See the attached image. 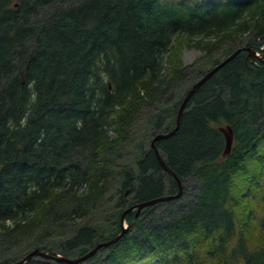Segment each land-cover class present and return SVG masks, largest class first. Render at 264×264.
I'll return each instance as SVG.
<instances>
[{"label":"trees","instance_id":"1","mask_svg":"<svg viewBox=\"0 0 264 264\" xmlns=\"http://www.w3.org/2000/svg\"><path fill=\"white\" fill-rule=\"evenodd\" d=\"M181 44L221 57L185 63ZM247 48L264 54V0H0V262L83 256L127 208L177 194L151 145L168 134L156 148L182 194L130 211L78 264H264L237 230L238 210L264 228V55Z\"/></svg>","mask_w":264,"mask_h":264},{"label":"water","instance_id":"2","mask_svg":"<svg viewBox=\"0 0 264 264\" xmlns=\"http://www.w3.org/2000/svg\"><path fill=\"white\" fill-rule=\"evenodd\" d=\"M241 50L242 49L237 50L229 58H227L226 60H224L222 63H220L216 67H214L211 70H209L208 73L204 77L200 78L195 84H193V86L188 90V92L185 95V98L183 100V103H182V105L180 107V110H179V113H178V116H177L176 127L172 131H175L179 127V125L181 123L183 112H184L185 107H186V104H187L188 100L190 99V97L199 89L200 85L203 82H205V80L208 79L214 72H216L218 67L222 66L223 63H225L227 60H229L233 55L239 53ZM247 50L250 51V55L252 57L260 58V59L262 58V57H258L259 56L258 53L256 51H253L251 48H247ZM220 129L223 131V133L225 135V138H226V149H225V151L223 153V155L225 156V155H227V154H229L231 152L233 141H234V131H233V129H232V127L230 125H227L225 127H221ZM167 135L168 134H158V135H156L153 138L151 145H152L153 148H155V152L157 153V156H158L162 166L164 167V169L167 170L176 179L177 184H178V192H177V194L171 195V196H162L160 198H156V199H153V200L145 201V202H142V203H137V204L127 208L122 213V216H121V226H122L121 233H119L115 238H112V239L107 240V241L99 242L96 245L95 248H93L92 250H90L88 253H86L83 256L70 258V257H66V256H64L62 254H59V253L56 254V253L43 251V250H40L39 248H36V249L30 251L28 254H26L24 256L23 259H21V260H19L17 262H14V263H3V262H0V264H23V263L27 262L29 259H31L34 256H42V257L52 258V259H55V260H63V261H66V262H68L70 264H78L80 262L86 261L91 256H93L95 253H97L101 248L108 247V246L114 244L116 241H118L124 235V233L127 232L128 226L127 225L125 226L124 223L126 221V215L130 211L137 209L138 210L137 214H139V212L143 208L149 207V206H151V205H153L155 203H158V202L167 201V200H170L172 198H177L178 196H180L182 194V191H183L182 181L177 176V174L166 164V162L164 161V159L162 158V156L160 155L159 151L156 148V143L158 142V140L163 138V137H165V136H167Z\"/></svg>","mask_w":264,"mask_h":264},{"label":"rangeland","instance_id":"3","mask_svg":"<svg viewBox=\"0 0 264 264\" xmlns=\"http://www.w3.org/2000/svg\"><path fill=\"white\" fill-rule=\"evenodd\" d=\"M176 49L178 50V53L180 54L181 58L183 59V61L185 63H191V62H195V60H197L198 58L201 59V65H205V66H209V64L211 63L210 59L213 57H221V54H213V55H209V54H203V51L197 49L196 47H193L191 45H187V44H181L178 45L176 47ZM256 51L258 53V57H262L263 58V53L260 52L259 50H253ZM198 59V60H199ZM189 83H187V85H189ZM186 85V86H187ZM144 118L142 119V122H140L139 124L136 125V131H140V132H147L150 128V126L145 125L144 123ZM140 135V133L138 134ZM146 136V135H145ZM243 181L241 180L240 183V187H241V183ZM187 192L192 191L190 187H188ZM111 193L113 194L112 196V200L109 202V204L111 205L110 208H106V211H102L101 213H96V215H94L93 221L92 223H96V225H98V227L103 228V224L105 226H107L106 223H109L113 220V213L114 211H116V205H115V200L117 199V195H115V190L114 188L111 189ZM190 194V193H189ZM115 205V206H114ZM258 216H263L264 214V206L258 207ZM118 212V210H117ZM238 213V224H237V230L239 232V234H243V236L245 237L246 241L253 247L255 246H264V228L261 227L260 223L258 220H256V222H254L253 224L249 225L247 223H244L243 220V216L241 215L240 211H237ZM127 216V215H126ZM125 226L129 225L127 223V221H125ZM52 241L57 240L58 242H60V240H62V237H51ZM57 252V250H55ZM76 256V255H75ZM75 256L73 258H75ZM87 264V263H84Z\"/></svg>","mask_w":264,"mask_h":264},{"label":"bare ground","instance_id":"4","mask_svg":"<svg viewBox=\"0 0 264 264\" xmlns=\"http://www.w3.org/2000/svg\"><path fill=\"white\" fill-rule=\"evenodd\" d=\"M26 263V262H25ZM24 264V263H23Z\"/></svg>","mask_w":264,"mask_h":264}]
</instances>
